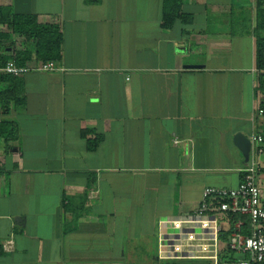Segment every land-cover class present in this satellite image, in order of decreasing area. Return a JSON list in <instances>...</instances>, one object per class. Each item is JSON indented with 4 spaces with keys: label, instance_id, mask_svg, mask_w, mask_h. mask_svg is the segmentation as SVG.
<instances>
[{
    "label": "crops",
    "instance_id": "0c3cea01",
    "mask_svg": "<svg viewBox=\"0 0 264 264\" xmlns=\"http://www.w3.org/2000/svg\"><path fill=\"white\" fill-rule=\"evenodd\" d=\"M256 5L183 0L191 22L167 29L163 0H0L64 37L61 70L29 62L26 105L0 101L18 128L0 143V264L172 262L157 258L159 220L237 188L249 161L236 135L264 138ZM7 33L0 56L24 49Z\"/></svg>",
    "mask_w": 264,
    "mask_h": 264
},
{
    "label": "built area",
    "instance_id": "2783aa9c",
    "mask_svg": "<svg viewBox=\"0 0 264 264\" xmlns=\"http://www.w3.org/2000/svg\"><path fill=\"white\" fill-rule=\"evenodd\" d=\"M30 70L9 61L0 66V74L22 76ZM40 71L61 70L55 61L43 63ZM248 166L243 170L242 182L237 188L208 187L198 209L187 215L162 218L158 223L157 258L161 262L200 260L209 264H264V205L258 173L263 163L264 138L255 134ZM176 137L174 143H179ZM236 217L228 246L245 258L226 260L220 256L219 239L222 232L221 214ZM125 264V263H105Z\"/></svg>",
    "mask_w": 264,
    "mask_h": 264
},
{
    "label": "trees",
    "instance_id": "16d2710c",
    "mask_svg": "<svg viewBox=\"0 0 264 264\" xmlns=\"http://www.w3.org/2000/svg\"><path fill=\"white\" fill-rule=\"evenodd\" d=\"M92 0H87L91 2ZM180 19L183 23H190L192 18L183 11V0H163V28L172 29L176 20ZM256 27L250 33L254 35L255 46V70L257 77V89L264 95V0H257L256 12ZM0 23L8 24L10 33L5 34L9 39L13 38L14 34H20L24 38V49L16 51L13 56L7 55L5 51L3 56H0V66H5L10 60L15 61L18 66H26L34 60L50 62L61 61L63 57L64 37L61 27L58 24H42L34 14H18L13 8L0 7ZM0 83L7 84L6 88L0 90V101L12 102L16 106H25L26 97L21 76H13L9 74H0ZM259 112H264V100L261 102ZM9 113L7 108L0 109V115ZM87 132H83L87 136ZM264 135V131L262 132ZM18 136V128L13 122L0 120V143L2 141H10ZM90 147L94 146L90 142ZM65 208L71 209L72 199L67 198ZM236 217H232L228 213L221 214L222 232L220 234V256L226 260H235L245 258V255L235 254L230 251L228 242L230 238L233 222ZM172 261L168 264H193L194 262ZM207 262V261H206ZM199 263V262H198ZM209 263V262H208Z\"/></svg>",
    "mask_w": 264,
    "mask_h": 264
},
{
    "label": "water",
    "instance_id": "95a60500",
    "mask_svg": "<svg viewBox=\"0 0 264 264\" xmlns=\"http://www.w3.org/2000/svg\"><path fill=\"white\" fill-rule=\"evenodd\" d=\"M235 143L242 151L245 160L248 162L250 159V152L252 147L251 140L243 134H237L235 137Z\"/></svg>",
    "mask_w": 264,
    "mask_h": 264
}]
</instances>
